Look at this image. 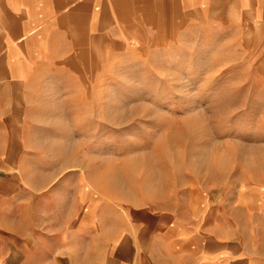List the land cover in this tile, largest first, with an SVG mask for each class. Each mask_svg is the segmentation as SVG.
I'll use <instances>...</instances> for the list:
<instances>
[{
	"label": "rangeland",
	"instance_id": "374dc122",
	"mask_svg": "<svg viewBox=\"0 0 264 264\" xmlns=\"http://www.w3.org/2000/svg\"><path fill=\"white\" fill-rule=\"evenodd\" d=\"M157 13L25 91L4 177L44 196L82 175L120 209L185 216L195 204L202 225L264 255V8L169 0Z\"/></svg>",
	"mask_w": 264,
	"mask_h": 264
},
{
	"label": "crops",
	"instance_id": "0c3cea01",
	"mask_svg": "<svg viewBox=\"0 0 264 264\" xmlns=\"http://www.w3.org/2000/svg\"><path fill=\"white\" fill-rule=\"evenodd\" d=\"M0 1L4 264H264V255L250 256L248 245L235 241L230 229L210 222L202 225L195 204L185 216L155 205L120 209L103 195L90 193L82 175L60 181L44 196L31 194L19 176L4 177V169L10 168L9 139L14 136L9 123L23 119L25 91L38 88L41 75L51 67L70 65L90 53L98 57L105 44L128 39L124 35H132L138 27L146 29L169 0ZM217 1L233 2L247 11L264 8V0H172L178 9L193 12ZM42 197L48 209L42 208Z\"/></svg>",
	"mask_w": 264,
	"mask_h": 264
}]
</instances>
